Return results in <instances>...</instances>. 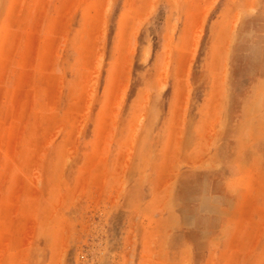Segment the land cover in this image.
Masks as SVG:
<instances>
[{
  "label": "rangeland",
  "instance_id": "rangeland-1",
  "mask_svg": "<svg viewBox=\"0 0 264 264\" xmlns=\"http://www.w3.org/2000/svg\"><path fill=\"white\" fill-rule=\"evenodd\" d=\"M0 264H264V0H0Z\"/></svg>",
  "mask_w": 264,
  "mask_h": 264
}]
</instances>
